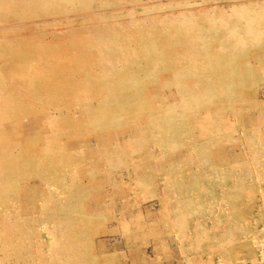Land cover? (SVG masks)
<instances>
[{
	"label": "bare ground",
	"instance_id": "bare-ground-1",
	"mask_svg": "<svg viewBox=\"0 0 264 264\" xmlns=\"http://www.w3.org/2000/svg\"><path fill=\"white\" fill-rule=\"evenodd\" d=\"M203 1L0 0V264H112V201L161 185L125 235L182 264L264 261V0ZM86 121L97 155L68 141Z\"/></svg>",
	"mask_w": 264,
	"mask_h": 264
},
{
	"label": "rangeland",
	"instance_id": "rangeland-1",
	"mask_svg": "<svg viewBox=\"0 0 264 264\" xmlns=\"http://www.w3.org/2000/svg\"><path fill=\"white\" fill-rule=\"evenodd\" d=\"M143 1V0H142ZM147 1V0H146ZM207 2H205V1H203V3H202V5H206V6H208V4H215V3H220V4H222V5H225V3H228V0H215V2H214V0H206ZM213 1V2H212ZM217 1V2H216ZM205 3V4H204ZM131 3H127L126 5L127 6H131L130 5ZM162 74V73H161ZM161 74L160 75H158L157 76V79H158V81L157 82H154V85H153V83L151 84L152 86V88L154 89H157V87H155V85H157L158 84V88H159V86L161 87L160 89H158L159 91L161 90V89H163L162 87H163V83L166 81L164 78H167V74L166 73H164V78H161V77H163V75L161 76ZM162 79V81H164V82H161V79ZM161 84V85H160ZM99 86V87H98ZM97 86V88H96V86H95V90L93 91V93H94V95L95 96H97V94H95L96 93V89H97V91L99 92V95H98V97H100L102 94H103V91L102 90H100V88L102 87V85H98ZM154 86V87H153ZM264 86V85H263ZM255 88L256 87H249L248 86V89H246L245 90V94L246 95H249V96H257V95H259V94H257L256 92H255ZM153 89L151 90L150 88H149V92L150 91H152L153 92ZM154 89V92L153 93H155V90ZM167 89V88H166ZM252 91V92H251ZM97 92V93H98ZM152 92H150V93H152ZM156 92H158V91H156ZM69 103H71V102H69ZM71 104H75V102H72ZM27 121H28V123H27ZM32 121H31V119H30V123H31ZM29 123V120H26V121H24V125H25V127L27 126V127H32L33 125H32V123L30 124ZM29 124V125H28ZM81 125V126H80ZM78 127L79 128H81V130L79 131V129H78V131H79V133L80 134H82L83 135V137H72L71 139L70 138H68V141H71L72 139H73V141H71L72 142V144H75V142H76V145L77 144H79V146L81 145H83V143L85 142V141H87V140H90L91 141V143H92V145H93V151L94 152H96V155L99 153V150L97 149V147H95V146H98V144L100 143V135L101 134H98V133H94L92 130H91V126L89 125V123L86 121V122H81V124H80ZM115 129V128H114ZM122 129L123 128H120V130L122 131ZM126 130H128V129H126ZM123 131V132H121V131H119V133L121 134V133H123V134H125L124 132H127V131ZM115 131H116V129H115ZM111 132H114V130L113 131H109V133H111ZM117 132L118 131H116L115 132V136H117L118 138H122L124 135L122 134V136L119 134H117ZM117 134V135H116ZM93 135L95 136V137H93ZM85 136H86V138H85ZM114 136V137H115ZM120 136V137H119ZM93 137V138H92ZM116 137V138H117ZM77 139V140H76ZM79 139V140H78ZM87 139V140H86ZM96 139V140H95ZM74 140H76L75 142H74ZM95 141H98L97 142V144H95L96 142ZM94 143V144H93ZM90 144V143H89ZM91 145V144H90ZM73 146H75V145H73ZM92 154H94V153H92ZM123 171V170H122ZM122 171H120V174L122 173ZM37 178V179H36ZM124 178H126V179H124L123 181L120 179L119 180V178H118V180H119V184H117V186L118 187H122V185H123V183H129L130 182V178L129 177H124ZM38 181H39V177L37 176V177H35L34 178V181H31V183H29V184H25V183H28V182H24V183H22V184H25V185H34L35 186V184H37L38 183ZM128 181V182H127ZM32 182H33V184H32ZM28 187V186H27ZM161 187H162V185H161ZM161 187H159V188H156V190H155V193H158V194H156L155 195V193L153 194V193H148L150 196H147V199H146V202H145V200L144 199H142L141 197H139V196H135V194H134V192H131L130 194H128V197H126V196H124V197H121V198H116V199H114L113 201H112V205L110 206L111 207V209H112V211H108L107 213H108V215L111 217H109L108 218V220L107 221H105L101 226H99V231L101 230V232L98 234V235H96L95 236V239L97 240V242L98 241H104V243H105V246L103 247V254H109L110 256H111V263L112 264H124V263H126V264H168V261H169V259H171L172 260V262L171 263H174V264H177L176 262H179V263H183L184 262V260L183 261H181L182 259H183V255L181 254V251L178 249L179 247L177 246V244L174 242L173 244H170V245H172V247H174L175 248V246H176V248H175V250H177V252L175 251V253H173V252H171V254H169V253H167L168 255H170V258L169 257H166V254L165 253H161L160 251H159V254L158 253H156L154 250H155V246L156 245H154L160 238H159V236L158 235H152L151 237H149L148 238V240H144L143 238H140L139 237V235L138 234H136V235H134V234H131V235H129L130 236V238H129V236L128 235H125L124 233H123V229L121 228L122 227V225L121 224H119L120 222H119V219L121 218V217H123V215H125V214H127L128 212H130V211H132V212H136L138 215H140L139 214V210L141 209H143L142 211H141V215L146 219V220H149L148 218H149V216H150V213L153 211V212H159L160 211V197H161V195L163 194L161 191ZM111 189V186H108L107 187V189ZM29 190H32L34 193H29V194H23V196H22V198L23 199H31V197H35L37 194H35V191H34V189L35 188H28ZM158 190V191H157ZM37 191V190H36ZM112 191H113V189H112ZM38 193V192H37ZM132 194H134L133 196H132ZM147 194V195H148ZM129 195L131 196V197H129ZM38 196V195H37ZM127 198V200H126V198ZM138 198H139V200H138ZM153 198V199H152ZM155 198H158V199H155ZM128 199H129V201H128ZM135 199H136V201H135ZM149 199V200H148ZM119 200V201H118ZM134 200V201H133ZM137 200L140 202V201H142V200H144V201H142L141 202V206H139L138 205V203L139 202H137ZM25 201H27V200H25ZM31 201V200H30ZM157 201H159V202H157ZM28 202V201H27ZM124 202V203H123ZM128 202V203H127ZM133 202H134V206L136 205V207L138 208H133L134 206H133ZM29 203V202H28ZM124 204V205H123ZM132 204V205H131ZM123 205V206H122ZM151 205V206H150ZM128 206V207H127ZM129 206H131V208H129ZM144 206V207H143ZM114 207H115V210H114ZM147 207V208H146ZM133 208V209H132ZM145 209H147V210H145ZM122 210V211H121ZM125 210V211H124ZM157 210V211H156ZM123 211H124V213L125 214H123ZM121 212V213H120ZM146 212V213H145ZM147 212H149V213H147ZM147 215V216H146ZM149 215V216H148ZM121 216V217H120ZM147 217V218H146ZM114 219V220H113ZM109 221H111V222H109ZM117 221V222H116ZM119 222V223H118ZM114 224V225H113ZM118 225V226H116V225ZM120 225V226H119ZM112 226V227H111ZM115 226V227H114ZM121 229V230H120ZM103 230V231H102ZM118 231V232H117ZM121 231H122V233H121ZM117 232V233H116ZM104 233V234H103ZM110 233V234H109ZM122 235V236H121ZM100 236V237H99ZM155 237V238H154ZM157 237V238H156ZM123 238V239H122ZM140 238V239H139ZM162 238V237H161ZM103 239V240H102ZM114 239V240H113ZM127 239V240H126ZM143 239V240H142ZM163 239H168L167 237H163ZM108 240V241H107ZM122 240V241H121ZM135 241V242H133V241ZM117 243H116V242ZM127 241V242H126ZM131 241V244H129V242ZM137 241H138V243H137ZM144 241H145V243H144ZM154 241V242H153ZM167 241H169V239L167 240ZM113 242H115V243H113V245H112V243ZM139 242H142V243H139ZM109 243V244H108ZM134 243V244H133ZM148 243V244H147ZM151 243V244H150ZM125 244V245H124ZM137 244H139L138 246H137ZM142 244V245H141ZM145 244V245H144ZM112 245V246H111ZM131 245V246H130ZM148 245V246H147ZM130 246V247H129ZM142 246V247H141ZM145 248H144V247ZM106 247H109L110 248V250H109V248H106ZM123 247H125V248H123ZM133 247V248H132ZM119 248V249H118ZM132 248V249H131ZM139 248V249H138ZM154 248V249H153ZM134 249V250H133ZM136 249V250H135ZM138 249V250H137ZM118 250V251H117ZM130 250V251H129ZM112 251V252H111ZM138 251V252H137ZM144 254H143V253ZM136 253H138V254H136ZM178 253V254H177ZM149 254V255H148ZM163 254V255H162ZM160 255V256H159ZM138 258H137V257ZM155 256H157V257H155ZM159 256V257H158ZM147 257V258H146ZM133 258V259H132ZM140 258H142V259H140ZM149 258V259H148ZM160 260H159V259ZM145 259H146V261H145ZM178 259V260H177ZM138 262H137V261ZM154 260H156L158 263H154L155 261ZM159 260V261H158ZM142 261V262H141ZM162 261V262H161ZM137 262V263H136ZM141 262V263H140ZM165 262V263H164ZM178 263V264H179ZM264 264V261L263 262H260L259 264Z\"/></svg>",
	"mask_w": 264,
	"mask_h": 264
}]
</instances>
